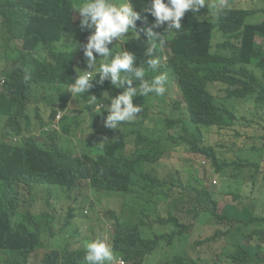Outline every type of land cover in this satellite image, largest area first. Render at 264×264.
<instances>
[{"label": "trees", "instance_id": "trees-1", "mask_svg": "<svg viewBox=\"0 0 264 264\" xmlns=\"http://www.w3.org/2000/svg\"><path fill=\"white\" fill-rule=\"evenodd\" d=\"M147 1L131 3L143 7ZM75 2L0 0V61L5 60L0 62V83L5 77L0 85V264H37L32 257L47 245L54 248L45 254L43 264H85V250L76 247V242L62 246L63 242L43 239L46 226L42 220L47 217L49 224L54 216L24 195L43 184L59 186L51 189L49 197L46 192L49 203L58 196L55 191L69 196L82 180L90 182L96 195L95 190L121 192L123 204L130 202L129 212L112 213L117 227L124 230L116 242L124 264H144L159 251L163 240L175 250L167 264H264V214L254 209L258 200L264 207V45L256 39L264 37V21H247L258 10L233 5L217 11L211 4L218 0H206L209 7L205 5L197 14L188 11L183 29L163 38L168 70L183 99L148 96L141 116L126 132L109 140L96 155L75 156L49 142L58 132L38 138L30 121L33 96L70 83L85 61L82 45L90 30L80 29L75 20ZM150 23L148 17L142 26L146 29ZM165 28L156 32L163 34ZM216 34L221 40L214 47ZM144 38L143 33L140 40L131 35L124 45L143 58ZM75 43L80 46L73 50ZM156 50L163 53L159 44ZM215 82L224 84L221 94L213 91ZM239 120L252 131L258 160L224 159L221 154L230 148L220 150L205 141L203 127L224 128ZM171 147L209 158L214 171L226 179V189L179 167L165 175L150 171ZM248 169L253 170L251 192L228 190L232 180H246ZM228 196L232 201L220 209V199ZM37 208L41 213L34 212ZM204 216L217 229L190 242L191 251L186 247L194 225L190 220L201 221ZM253 222L258 225L252 231L244 226ZM153 223L168 225L173 231H153ZM145 230H150L149 237ZM207 244L217 249L211 256L200 248Z\"/></svg>", "mask_w": 264, "mask_h": 264}, {"label": "clouds", "instance_id": "clouds-1", "mask_svg": "<svg viewBox=\"0 0 264 264\" xmlns=\"http://www.w3.org/2000/svg\"><path fill=\"white\" fill-rule=\"evenodd\" d=\"M233 2L234 0H218V2L212 3L211 7L219 11L226 6L232 7ZM205 5L209 7L206 0H148L147 6L144 4L143 7L134 6L131 0H76L72 6V9H76L74 10L75 20L80 29L90 30L86 42L82 45L85 61L80 70H76L77 73L74 74L70 83L55 90H40L33 96L30 112L33 131L37 127L34 119L41 120L40 106L34 103L41 92L46 93V97H50L47 105L52 109L48 118L49 123L45 128L47 131L44 132L48 137L54 132H58L57 138H50L49 142L75 156H81L87 152L78 155L60 146L58 140L62 133L68 134L71 131L66 112L71 109L72 115L69 117L73 121L77 119L73 114L79 105L76 100L77 96L90 95L91 97L86 101L84 108H89L90 114L96 111L98 118L102 121L103 135L94 141L95 144H100L98 153L104 149L109 140L126 132L127 127L141 116L143 102L148 96L166 97L168 100H173L171 95L177 89L183 99L177 81L168 70V49L164 46L163 38L170 33L178 34L185 25L182 24L185 14L188 11L197 14ZM148 17L151 18V23L147 24L144 29L142 22ZM165 25L163 34L156 32V28ZM139 27L142 28L139 29ZM142 33L147 47L144 57L139 58L134 51L125 47L124 43L131 35L140 40ZM158 37L159 41L162 39L163 41L157 42ZM156 44L160 45L163 53L156 50ZM79 46L78 43H75L73 50ZM0 62L4 64L5 60ZM4 83L5 77L2 76L0 85ZM65 89L68 90V95L64 94ZM99 90H103L101 97L95 100ZM58 93H63V95L60 96ZM60 97L63 100L67 98V103H58ZM89 105L93 106L88 107ZM62 107L65 114L59 110ZM53 112H55V116L51 117ZM33 113L35 114L34 118L32 117ZM107 130L114 133H108ZM17 139L14 137V140ZM102 139L105 141L101 142ZM37 140L44 141L46 139ZM131 148L132 144L129 143L128 149ZM216 182L214 180V183ZM112 213L118 214L115 211ZM53 220H50L47 228L44 227L42 234L44 240L52 239V235H54L51 224ZM69 223L68 221L64 228ZM45 231H48L51 237L46 238ZM145 231L148 232L147 236L149 237L150 230ZM121 235H124V230L119 225L114 234V240L106 235L86 241L83 258L85 264H124L123 257L116 249V242L123 238ZM163 248L162 246L159 251ZM32 261L39 264L33 260V257ZM42 262L41 264H43Z\"/></svg>", "mask_w": 264, "mask_h": 264}, {"label": "rangeland", "instance_id": "rangeland-1", "mask_svg": "<svg viewBox=\"0 0 264 264\" xmlns=\"http://www.w3.org/2000/svg\"><path fill=\"white\" fill-rule=\"evenodd\" d=\"M263 0H234L233 4L238 8H244L249 10H258L257 14L253 13L247 19L250 23H261L264 21V3H260ZM263 10V11H260ZM257 41H260L264 45V37H256ZM221 40V37L216 34L213 39L214 47ZM163 39L159 42H162ZM243 78V76H240ZM224 84L221 82H215L212 84V89L215 93L221 94L223 91ZM103 91V90H102ZM101 90L96 94V99L98 100L101 97ZM64 94L68 95V90L65 89ZM46 93L41 92L38 96V99L34 101L35 104L40 106V117L41 120L37 121L34 119L37 127L35 130V135L38 138L47 137V134L44 133L46 126L48 125L49 115L52 111L51 107L48 106V101L50 97H46ZM58 95H63V93H58ZM108 95V94H106ZM90 95L77 96L76 100L78 102V107L75 108L74 116L77 117L76 120H71L69 117L71 114V109H69L66 114L68 115L67 120L71 126V131L66 134L62 133L58 143L60 146L73 151L74 153L80 155L85 152L97 154L100 144H95L94 141H97L102 137V127L101 119L98 118L97 112L90 114V110L85 109L84 105L86 101L90 98ZM173 99H181V95L176 89L171 95ZM68 98V96H67ZM67 98L62 99L60 97V102L67 103ZM107 102V101H106ZM89 105L88 107H92ZM65 114L64 108H60ZM256 110V107H255ZM103 112V111H102ZM101 112V113H102ZM64 116V115H63ZM32 117H35V114H32ZM255 120H258V117L254 116ZM43 122V123H42ZM237 123L234 126L221 128L219 126H210L203 127L205 133L206 143L217 146L218 149H223L222 146H227L229 152L222 153L221 156L224 159L235 161L239 159H245L246 157H251L252 161L258 160L256 157L259 156V152L255 149V140L251 135V129L247 128L241 123V121H236ZM264 124V122H263ZM263 127V125H262ZM108 133H114L107 130ZM164 144V143H160ZM173 144V143H172ZM158 145V146H159ZM158 146L155 148L157 149ZM254 146V148H252ZM172 151L171 154H167L162 157L160 160L155 162L152 167L149 168L150 171L154 173H161L162 175L167 174L171 169H176L179 167L181 169H187L188 172L200 176L206 177L214 185L219 186L221 189H226L223 187V184L226 182V179H221L220 174L214 171V168L211 164V160L204 155H199L196 153H186L179 149L170 148ZM243 151L240 152L239 150ZM147 151L145 154H147ZM187 158V159H186ZM206 160V163L204 161ZM139 170H145V168H138ZM253 174V170L248 169L246 172V180H232L229 185L228 190H237L249 194L253 187V181L250 178V175ZM214 180L217 182L214 183ZM43 187H36L33 194H29L28 191L24 192L25 197H32L38 202L39 206L46 207L45 214H52L54 216L52 228L54 235H52L53 242H63L62 246H65L67 242H76V247L84 248L86 241H89L94 238L102 236H110L114 240V234L117 231V221L115 216L112 214V211L120 214L122 210L124 212H129L131 209V204L128 200L124 201L123 198L118 195H124L121 192L116 191H107L108 193H103L101 191L95 190L97 195L94 193L92 186L89 181L82 180L79 182V186L74 189L69 196H65L64 192L61 191V194H58L55 191V194L58 196H53L51 199L46 198L50 196L52 188H60L57 185H40ZM232 198L230 196L220 199V209H222L226 203L231 202ZM256 206L262 205V200H258L255 203ZM85 210L88 212L85 213ZM36 213H41L37 208L34 210ZM73 213V217H69L70 213ZM38 218H41L42 215H35ZM70 222L66 228L64 225ZM194 225L189 231V243L186 244L188 249L192 250L191 243L196 239H204L207 236H210L217 229L215 222L210 218L204 216L201 221L191 218ZM42 224L47 228V217L42 220ZM153 230L161 233H169L172 231V228L168 225H160L159 223L152 224ZM45 237H51V234L48 231H45ZM161 249L157 254L151 256L144 264H167L168 258H171L175 253L171 247H167L165 242L162 241ZM179 242L178 239L175 241ZM54 247L47 245L43 248L37 250L33 256V260L41 264L42 259L45 254L50 252ZM205 255L211 256L213 250H217L214 246L203 245L200 247ZM125 264H132L125 262Z\"/></svg>", "mask_w": 264, "mask_h": 264}, {"label": "crops", "instance_id": "crops-1", "mask_svg": "<svg viewBox=\"0 0 264 264\" xmlns=\"http://www.w3.org/2000/svg\"><path fill=\"white\" fill-rule=\"evenodd\" d=\"M260 3H264V0L262 1V2H260ZM105 141V139H102L101 140V142H104ZM230 183V182H229ZM228 183V184H229ZM233 191H236L237 192V190H233ZM241 192V191H240ZM257 208H258V214L259 215H261V214H264V207H263V201H262V205L261 206H256L255 205V210H257ZM257 225H258V223L257 222H253V223H251V224H247V225H244L245 227H247L248 229H250L251 231L252 230H254L256 227H257Z\"/></svg>", "mask_w": 264, "mask_h": 264}, {"label": "built area", "instance_id": "built-area-1", "mask_svg": "<svg viewBox=\"0 0 264 264\" xmlns=\"http://www.w3.org/2000/svg\"><path fill=\"white\" fill-rule=\"evenodd\" d=\"M204 163H206V160L204 161Z\"/></svg>", "mask_w": 264, "mask_h": 264}]
</instances>
